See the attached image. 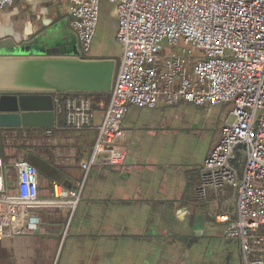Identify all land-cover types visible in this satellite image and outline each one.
<instances>
[{
    "label": "crops",
    "instance_id": "crops-1",
    "mask_svg": "<svg viewBox=\"0 0 264 264\" xmlns=\"http://www.w3.org/2000/svg\"><path fill=\"white\" fill-rule=\"evenodd\" d=\"M105 3L111 6L106 39L112 47H95L93 39L89 52L80 55L69 28V0H17L0 11V56H77L112 59L117 66L116 11L100 1ZM90 99L98 126L108 95ZM230 108L131 106L122 122L124 166L92 167L87 174L80 164L90 157L94 130L58 129L46 136L45 129H0L18 137L5 139L0 156L9 191L15 173L12 165L11 174L5 166L10 159L12 164L23 160L27 147L38 163L39 197L50 198L54 182L67 189L83 183L75 210H38L31 233L0 240V264H241L238 243L228 240L225 224L215 221L220 214L234 219L235 192L228 187L208 191L202 204L194 198L203 160L231 120Z\"/></svg>",
    "mask_w": 264,
    "mask_h": 264
},
{
    "label": "built area",
    "instance_id": "built-area-1",
    "mask_svg": "<svg viewBox=\"0 0 264 264\" xmlns=\"http://www.w3.org/2000/svg\"><path fill=\"white\" fill-rule=\"evenodd\" d=\"M17 0H0V11ZM101 0H69V28L79 53L95 37ZM114 5L120 58L101 123L92 122V103L83 94H53L54 126L45 129L96 132L80 167L124 166L129 107L229 104L231 120L204 158L194 198L228 187L235 216H215L226 238L238 243L241 264H264V0H105ZM15 182L6 187L0 159V240L31 233L38 210H75L83 183L73 189L54 182L52 196L38 193V172L25 160L12 164Z\"/></svg>",
    "mask_w": 264,
    "mask_h": 264
},
{
    "label": "water",
    "instance_id": "water-1",
    "mask_svg": "<svg viewBox=\"0 0 264 264\" xmlns=\"http://www.w3.org/2000/svg\"><path fill=\"white\" fill-rule=\"evenodd\" d=\"M116 63L77 56H0V129L54 126L53 94L110 93Z\"/></svg>",
    "mask_w": 264,
    "mask_h": 264
},
{
    "label": "rangeland",
    "instance_id": "rangeland-1",
    "mask_svg": "<svg viewBox=\"0 0 264 264\" xmlns=\"http://www.w3.org/2000/svg\"><path fill=\"white\" fill-rule=\"evenodd\" d=\"M110 5L106 4L105 5H100L99 6V19H98V29H97V32H96V37L94 38V44L93 46L95 47H102V46H107V47H112L111 44H110V40L106 39V31L108 30L109 28V20H110V14H109V10H110ZM230 111H231V108H230ZM45 141V139H43ZM50 140V139H48ZM2 151H0V156H2ZM25 155L24 157L21 156L22 158L20 159H23V160H26L28 161L30 164H32L34 166H36V164H38L37 162L35 163V152H33V150H31V148H25ZM34 157V158H32ZM11 160V159H10ZM8 161V164H7V169H6V166H5V170L6 171H9L10 173L8 174H11V161ZM33 162V163H32ZM42 176L39 175V179H41ZM48 181V179H47Z\"/></svg>",
    "mask_w": 264,
    "mask_h": 264
},
{
    "label": "trees",
    "instance_id": "trees-1",
    "mask_svg": "<svg viewBox=\"0 0 264 264\" xmlns=\"http://www.w3.org/2000/svg\"><path fill=\"white\" fill-rule=\"evenodd\" d=\"M105 94H91V95H87L90 98L94 97V96H103ZM4 132L6 134H4ZM18 139V137H16L14 135V131L13 130H0V151H2L4 153V151L6 150V145H5V139ZM11 148V147H10Z\"/></svg>",
    "mask_w": 264,
    "mask_h": 264
}]
</instances>
